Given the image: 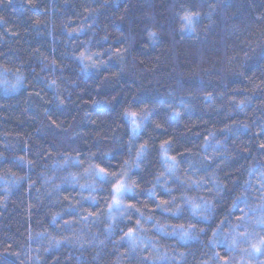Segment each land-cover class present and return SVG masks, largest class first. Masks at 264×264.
<instances>
[{
	"label": "trees",
	"instance_id": "1",
	"mask_svg": "<svg viewBox=\"0 0 264 264\" xmlns=\"http://www.w3.org/2000/svg\"><path fill=\"white\" fill-rule=\"evenodd\" d=\"M125 108L147 111L140 128ZM261 143L264 0H0V264H264L249 254L264 235ZM96 163L139 185L120 210L114 179L85 172ZM153 185L180 210L156 207ZM129 201L143 215H122Z\"/></svg>",
	"mask_w": 264,
	"mask_h": 264
},
{
	"label": "snow or ice",
	"instance_id": "2",
	"mask_svg": "<svg viewBox=\"0 0 264 264\" xmlns=\"http://www.w3.org/2000/svg\"><path fill=\"white\" fill-rule=\"evenodd\" d=\"M210 7H214V6H210ZM199 12L196 11H191V10H185L183 15L181 16V20L183 21V23L180 25L181 30L183 29H189L191 31H195V28L193 26L194 24V17L198 16ZM73 31H78V29H73ZM156 32L149 30V38L150 39H155L156 37ZM123 49H116L114 53H112L113 55L118 54L120 52H122ZM98 55V53L96 54ZM79 56L81 58L82 61H89L91 63L92 66H96L97 65V61L93 59V56L91 54H86V52L84 50H81V52L79 53ZM103 61H101L102 63ZM89 65L85 64L84 67L87 68ZM17 79L19 80L20 77L18 76ZM52 84H55V81L51 82ZM62 102V101H61ZM239 107V105H238ZM124 114L129 118L130 121V125L132 127L133 130H136L138 128H140L142 126V121H143V117L147 116V111L145 109H141L139 111L136 110H132L130 108H125L124 109ZM177 116H179V113H175ZM137 117H140V119L138 120ZM53 124H55L56 122L53 120L52 121ZM58 126V125H57ZM157 127H161V125L157 124ZM171 141V138L167 139V140H162L160 142V149H161V155L163 157H165V164L167 165V171L172 173L173 175H175V171L176 168L178 167V160H177V156L179 154H177V156H169L168 151L166 150V145H168ZM147 146V142H145L144 144H142L140 146V148L137 150L136 152V158L135 159H139L140 156L142 155L145 147ZM261 148H264V143H261L260 145ZM187 151V149H186ZM79 155V154H77ZM21 160H23V157H20ZM135 159L133 160V163H135ZM27 163L31 164L32 161H27ZM79 164H83V161H78ZM128 161L125 160L124 161V165H127ZM137 167H139V164L136 165ZM130 170L126 167L122 166L121 172L117 173L115 171H110L108 168L101 166V164L96 163L94 165H92L90 168L85 169V172L90 173L93 176H100V177H108V178H112L114 179V182L111 183V199L108 202V209H113L114 206H116L117 210L119 209V205H121L122 200H121V196L123 195V193L125 191H130L133 188H138L139 185L136 184L135 181H133L131 184H129L126 180V177L128 175V172ZM164 172H160L158 174L157 177H155V180H159L160 176H163ZM73 178L75 179V174H73ZM81 187H84V185H81ZM262 188H264V185H262ZM152 194L153 196H155V198L159 201V203L156 205V207H163V209L165 211H179L180 210V205L176 204L174 208L172 207H168V205L172 202H174L175 197H173L172 201H169L167 199H164L160 196H158L155 192V185H153L152 188ZM65 199H68V197H65ZM94 199V197H93ZM262 200H264V196L261 197ZM187 203H191L192 205V210L194 212H197V209L201 208L200 204H196L193 203L190 199L186 201ZM211 204V201H205L204 202V206L207 207L208 205ZM143 207L147 208L148 205L145 204L143 205ZM127 209H135L137 212H139L141 215H143V213L141 212L140 208H138L136 206V204L132 203L131 201H129L127 203V205L125 206V208L121 211V214L124 215L127 212ZM90 216H97L98 213L97 212H89L88 213ZM198 215H204V213L202 212H197ZM55 215L53 214V220H55ZM127 219H131L130 216H126ZM151 217H146V219H149ZM205 219H207L208 217L205 215L204 216ZM245 217L241 216V217H237V220H242ZM110 219H115L114 216H111L110 213ZM65 224L70 223L69 220H65L64 221ZM257 223H259L260 225H264V218H261L257 221ZM136 225H140L141 221L139 219H137L135 221ZM157 226V225H154ZM109 228H111V225H108ZM158 227H160L161 229L164 228L163 225H158ZM177 227H180L183 229L182 225H178ZM189 228H194V225H189ZM137 228L136 227H128L127 231L123 233V236L121 237L122 239L127 237L131 242H132V246L135 247V242L137 240ZM200 231H203V229H200ZM215 231V230H213ZM42 235V234H41ZM189 233L187 231V229H184L182 232V236H188ZM249 235L247 229H245L244 232H240L237 233L236 235H234L232 237V244L235 245L237 243V237H247ZM76 239H79V237H75ZM63 239H67V237H60L59 239H57L56 237H51L49 240V246H52L53 244L55 245H59L60 240ZM249 249H250V255L251 254H264V235H259L258 239L255 243H250L249 244ZM219 255V254H217ZM37 259H39V257H37ZM220 260L223 262V264H229V257L227 256H220ZM206 264V262H205Z\"/></svg>",
	"mask_w": 264,
	"mask_h": 264
}]
</instances>
